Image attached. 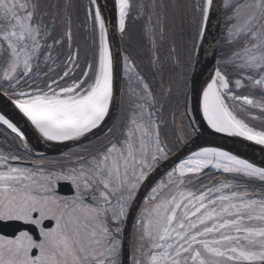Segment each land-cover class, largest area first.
<instances>
[{
    "label": "snow or ice",
    "instance_id": "snow-or-ice-1",
    "mask_svg": "<svg viewBox=\"0 0 264 264\" xmlns=\"http://www.w3.org/2000/svg\"><path fill=\"white\" fill-rule=\"evenodd\" d=\"M104 7L103 0H88L84 9L94 46L89 61L74 45L72 0H0V98L12 109L0 110V137L36 157L0 151V225L24 226L0 233V264H264V159L225 145L206 143L179 159L151 187L127 233L141 187L201 133L194 109L214 133L264 152V0H225L222 39H209L216 0H192L186 56L167 66L156 40L167 38L169 17L154 2L156 21L149 15L146 33L159 92L123 55V75L138 86L128 90L127 115L104 139L45 157L29 129L40 143L79 144L105 123L118 92L123 109L110 31L123 37L144 15L143 5L113 0L111 27ZM222 44L232 51L225 54ZM173 96L182 101L187 127L170 146L161 127Z\"/></svg>",
    "mask_w": 264,
    "mask_h": 264
},
{
    "label": "trees",
    "instance_id": "trees-1",
    "mask_svg": "<svg viewBox=\"0 0 264 264\" xmlns=\"http://www.w3.org/2000/svg\"><path fill=\"white\" fill-rule=\"evenodd\" d=\"M48 2H56V0H48ZM60 2V0H59ZM163 3L166 6V11L169 17L168 23V36L165 41L161 42L157 36L156 52L160 56L163 63L172 65L173 59H180L181 61L186 56V48L183 42V37L188 30V21L191 19L190 5L192 0H134V3L139 6L143 5L144 15L139 19L130 21L127 33L121 37V46L123 55L130 54L139 71L145 75L146 79L150 81L159 92V79L158 75H154L151 66L152 50L149 43V38L146 33V27L149 23L148 17L152 16V22L155 23L156 16L152 14V4ZM88 4V0H72V8L70 9L72 15L77 14L76 26L78 29V36H74V45H79L82 56L84 59L91 60L94 55V46L89 39L90 33L87 31V24L85 21L84 9ZM138 7L134 8L132 16H135ZM158 12L159 9L157 8ZM183 17V19H181ZM173 21H175L173 23ZM175 44V52L170 53V45ZM222 50L225 54H229L230 48L226 44H222ZM179 68L173 65L171 76L176 79ZM168 73H165V87H167ZM126 87L136 89L125 83ZM130 111L129 100L124 104V115Z\"/></svg>",
    "mask_w": 264,
    "mask_h": 264
},
{
    "label": "water",
    "instance_id": "water-1",
    "mask_svg": "<svg viewBox=\"0 0 264 264\" xmlns=\"http://www.w3.org/2000/svg\"><path fill=\"white\" fill-rule=\"evenodd\" d=\"M106 2V1H105ZM108 2V1H107ZM217 2V9H218V15L212 19V32L211 35L209 36V39H211L212 35H215L217 37H220L221 33V27H222V15H223V5H224V0H216ZM108 11H109V22H110V27L112 24L115 22V11L113 6L110 4L108 5ZM111 39H112V46L114 49L115 53V70H116V87L117 89H121V84H122V76H123V66H122V48H121V41H120V36L118 31H115L114 29L110 31ZM207 47V45H205ZM210 69V66H209ZM208 69V70H209ZM203 74L206 72L202 69ZM202 74V75H203ZM200 75L198 77V80L202 76ZM120 92L117 94V104L113 107V109L110 111V115L107 118L106 122L94 132V134H90L89 137H95L99 133L104 132L110 125L113 123L114 119L116 118V115L118 113V107H119V99H120ZM0 109L2 110H8L12 111L11 106L8 104V102L0 98ZM193 114L196 116V121L201 127V133L197 135L193 140L186 146L184 147L177 155L173 156L171 159L168 161H165L162 163L159 168L152 174V176L149 178L148 181L145 182V184L141 187L140 192L138 193L136 202L133 207V211L130 214L129 218V224L127 227V233L130 235L131 234V229H132V224L134 220V215L137 210V207L143 198V196L146 194L148 189L151 187L152 183L171 165L175 164L178 162L179 159L183 158L186 156L190 151L196 150L199 146H203L206 143H214L216 145H225L227 146L230 150H235L238 152V154H243L247 158H253L255 160H261L264 159V152L260 151V148L257 146H249L242 144L239 142V140L235 138H228L223 136L222 134H216L214 132H210L204 122L203 119L198 111L194 109ZM28 134L30 136V142L34 146L35 149L40 150L42 152L46 153H53L50 149L47 148L43 143H40L37 141L35 136H32L31 134V129L28 130ZM77 143H71V145H75ZM130 260V256L128 257Z\"/></svg>",
    "mask_w": 264,
    "mask_h": 264
},
{
    "label": "flooded vegetation",
    "instance_id": "flooded-vegetation-1",
    "mask_svg": "<svg viewBox=\"0 0 264 264\" xmlns=\"http://www.w3.org/2000/svg\"><path fill=\"white\" fill-rule=\"evenodd\" d=\"M224 12H225V21H226V16L228 15V13L226 12V10ZM124 104H126V103H123V109L121 108V105L119 106L118 114L116 115V118L114 119L113 123L118 118H122L123 116H125L124 115ZM183 111H184V109L182 106V101H179L175 96H173L171 98V100L167 103L165 111L163 112L162 119L165 121V123L161 127V137L165 141H168L170 146H171V142L174 141L180 135L181 131L185 130L187 127L186 118L180 115V113H182ZM106 132H107V129L104 132L99 133L95 137H89L88 139H84L79 144H75V145L68 144L67 146L62 147L59 150H55L54 148H52L53 153H51V154H46V153H43L41 151H38V152L43 153V155L45 157L57 158L65 152L79 151L81 147H88L90 143H94L98 139H104L106 137ZM10 144H11V140H9L8 143H5L3 141V137H0V151L8 152L9 150H12V151H15L17 154L21 155L23 158L36 159V157H25V153L22 150L17 149L15 147H12L10 149ZM22 166H29L30 167L31 165L29 164V165H22ZM165 176H166V174L163 177H161L157 182H159L161 179H164ZM216 179H219V178H216ZM201 180L204 183L209 182L208 179L205 177H201ZM61 191H62V194H70L69 193V186H67V185H62ZM149 192H150V190L144 196V198L140 204V207L137 211V214L140 211V209L142 207H144V199L147 197ZM23 227H24L23 225H2L0 233L12 235L16 231L21 230Z\"/></svg>",
    "mask_w": 264,
    "mask_h": 264
},
{
    "label": "bare ground",
    "instance_id": "bare-ground-1",
    "mask_svg": "<svg viewBox=\"0 0 264 264\" xmlns=\"http://www.w3.org/2000/svg\"><path fill=\"white\" fill-rule=\"evenodd\" d=\"M106 1V2H105ZM108 1V2H107ZM103 2H104V4H105V7H104V12L107 14V16H108V18H109V11H108V5H109V2H110V4L113 6V0H103ZM110 42H111V44H112V39H111V35H110ZM208 71H210V69L209 70H207L201 77H200V79H199V82H203L206 78H207V76H208ZM197 86H199V84L197 85ZM0 110H2V109H0ZM106 120H107V118H106ZM204 124H205V126H206V128L210 131V132H213L211 129H209L208 127H207V125H206V122H204ZM236 139V138H235ZM238 140V139H237ZM66 143V142H65ZM65 143H56V142H52V143H47V144H44L45 146H48V147H55L54 149L55 150H59V149H61L63 146H64V144ZM257 147H259V146H257ZM247 158V157H246Z\"/></svg>",
    "mask_w": 264,
    "mask_h": 264
},
{
    "label": "rangeland",
    "instance_id": "rangeland-1",
    "mask_svg": "<svg viewBox=\"0 0 264 264\" xmlns=\"http://www.w3.org/2000/svg\"><path fill=\"white\" fill-rule=\"evenodd\" d=\"M63 2H64V0H60V3L61 4H63ZM77 18H78V16H77V14H73L72 15V25H73V33H74V36H78V29H76L77 28V24H76V20H77ZM223 38V36H221V39ZM115 76H116V70H115ZM123 77H124V75H123ZM124 79H126L125 77H124ZM126 83V80L125 81H123L122 82V86H123V94H124V84ZM127 83L130 85V86H133V87H135V88H137L138 86H137V84L135 83V80H134V78L132 79V81L131 82H129L128 80H127ZM217 175H219V174H217Z\"/></svg>",
    "mask_w": 264,
    "mask_h": 264
}]
</instances>
